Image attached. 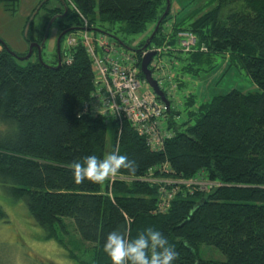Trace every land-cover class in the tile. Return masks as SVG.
<instances>
[{
  "label": "trees",
  "instance_id": "obj_1",
  "mask_svg": "<svg viewBox=\"0 0 264 264\" xmlns=\"http://www.w3.org/2000/svg\"><path fill=\"white\" fill-rule=\"evenodd\" d=\"M62 1L68 7L64 18L76 13ZM70 1L94 27L98 20L120 23V30L129 35L144 33L167 8V0ZM8 2L15 7L19 0H0L10 6ZM49 3L46 0L37 15L43 9L48 20L64 14L60 6L47 9ZM211 3L216 5L173 22L175 31L193 32L208 48L178 55L184 77L212 72L214 57L224 55L258 91L233 90L199 104L190 97L184 101L185 118L182 112L169 114L168 129L174 136L161 151H153L131 123L107 124L106 117L84 111L95 91V78L82 45L73 49L72 64L57 68L58 57L53 66L39 58L32 62L34 54L21 61L0 42V185L14 200L25 202L46 239L57 241L81 264H111L102 250L107 234L119 229L133 239L147 227L162 232L180 253L175 264H264V0ZM170 15L152 43H160ZM64 18L58 17L51 28L57 25L60 34L80 29L81 22L71 28ZM48 23L37 28L31 40L28 32L27 41L41 43ZM113 151L136 162L135 174L121 169V179L114 182L108 178L103 183H74L73 162L89 154L103 158ZM194 179L207 183V189L163 182ZM164 188H176L166 208ZM7 220L0 207V222ZM71 230L90 247L78 246V254L69 250ZM203 245L219 250L225 260L204 259Z\"/></svg>",
  "mask_w": 264,
  "mask_h": 264
},
{
  "label": "built area",
  "instance_id": "obj_2",
  "mask_svg": "<svg viewBox=\"0 0 264 264\" xmlns=\"http://www.w3.org/2000/svg\"><path fill=\"white\" fill-rule=\"evenodd\" d=\"M68 2L81 25L79 30L68 33L61 43L63 63L72 64L73 49L82 45L92 61L95 78V91L92 99L85 104L84 111L106 117L107 124L115 122L122 126L124 121L131 123L153 151H161L165 141L174 136V132L168 129L169 114L184 110L180 89L185 77L178 55L208 52V48L199 43L193 32L175 31L174 23L170 20L163 27L159 44H151L146 50L134 45L127 49L108 35L96 31L90 20L70 0ZM149 53L155 54L149 66L152 78L164 92L169 107L154 92L145 76H141V64ZM118 178L121 179L117 174L112 176L111 182ZM163 182L170 185H200L203 189L208 186L199 179ZM175 190H161L164 208L174 198Z\"/></svg>",
  "mask_w": 264,
  "mask_h": 264
},
{
  "label": "rangeland",
  "instance_id": "obj_3",
  "mask_svg": "<svg viewBox=\"0 0 264 264\" xmlns=\"http://www.w3.org/2000/svg\"><path fill=\"white\" fill-rule=\"evenodd\" d=\"M42 1L19 0L17 4L15 3V7L11 2H8L10 6H6V3L0 4V40L13 53L22 55L29 52L30 45L33 41L29 42L26 39L27 33L29 32L27 30L28 22L33 18L35 11L39 8ZM211 1L170 0L171 21L181 23L191 12L199 8L206 7L208 10L216 5H212ZM58 6L63 8L61 0H50L47 9H53ZM13 9H16V11H13ZM49 20L48 11L46 9L41 10L34 17V22L29 32V39L31 40L36 36L37 28L44 29L47 22L50 23L51 20ZM64 21L71 28H78L80 24L78 15L73 12L64 18ZM156 26L157 23H150L144 33L140 35H129L120 30V23L102 22L98 20L94 29L117 37L129 47L133 45L140 47L146 43ZM55 29L59 31L57 25L49 29L48 37L49 34L51 37ZM154 45L155 42L152 43V46ZM54 52L48 51L47 46L43 49L42 60L45 64L49 66L54 65L55 61H57V52ZM214 58H216V69L212 72L208 74L202 72L197 77L185 76L182 83L183 87L180 89L181 97L184 101L193 97L197 98V104H199L198 101L207 103L211 102L215 97L226 95L233 90H238L245 94L257 93L258 87L244 71L232 67L224 55L215 56ZM37 59L38 55L36 52L31 58V61L35 62ZM183 113L182 117L185 118L186 115ZM111 139H113V130L110 127L108 132L109 143ZM0 207L8 215L6 222H0V264H81L78 260L70 258L69 251L57 241L46 239L43 228L30 214L25 202L14 200L1 185ZM71 234L72 236L68 239L69 250H74L78 254L80 253L77 251L78 246L82 245L84 249L90 247L88 244H83L73 230H71ZM200 251L204 259L225 260V256L214 247L203 245ZM82 259H87V256L85 255Z\"/></svg>",
  "mask_w": 264,
  "mask_h": 264
},
{
  "label": "clouds",
  "instance_id": "obj_4",
  "mask_svg": "<svg viewBox=\"0 0 264 264\" xmlns=\"http://www.w3.org/2000/svg\"><path fill=\"white\" fill-rule=\"evenodd\" d=\"M71 168L76 184L85 181L103 183L121 169L135 174L137 164L113 151L103 158L95 154L84 156L73 162ZM102 250L110 258L111 264H175L180 257L168 238L152 227L143 229L133 239H129L126 232L112 230L104 238Z\"/></svg>",
  "mask_w": 264,
  "mask_h": 264
},
{
  "label": "water",
  "instance_id": "obj_5",
  "mask_svg": "<svg viewBox=\"0 0 264 264\" xmlns=\"http://www.w3.org/2000/svg\"><path fill=\"white\" fill-rule=\"evenodd\" d=\"M46 1V0H45ZM44 1V2H45ZM62 1V0H61ZM43 2V3H44ZM43 3L39 6V8L35 11L34 13V16L33 18H31V20L29 21V24H28V27L30 26V24L32 23V21L34 20V17L37 15L39 9L41 8V6L43 5ZM63 3V8L65 10L64 14L63 15H57L55 16L49 23L48 27H47V31H46V34H45V39L44 41L39 44L37 42H32L31 45H30V48H29V52L26 56H18L16 53H13L12 51L11 54L18 58L19 60L21 61H26V60H29L32 55L34 54V50L36 49L37 50V54H38V58L41 62H43L42 60V51H43V48L44 46L46 45V42L48 40V31L51 27V25L54 23V21L60 17V18H64L67 14H68V7L66 6V4L62 1ZM170 9H171V3H170V0H167V8H166V11L165 13L163 14L162 18L157 22V26L155 28V30L153 31L152 35L149 37V39L146 41L145 45L143 46V50H146L152 43L153 41V38L158 34L159 30H160V27L162 25V22L163 20L168 16L169 12H170ZM28 30V29H27ZM96 30V29H95ZM98 32H101L103 33L102 31L100 30H96ZM70 32L69 30L67 31H64L61 33V35L59 36L58 38V44H57V57H58V65H57V68H60L62 67L63 65V61H62V56H61V42H62V39L63 37L68 33ZM104 34L108 35L109 37H111L112 39L118 41L122 46L125 47L124 43H122V41H120L117 37H114V36H111L107 33L104 32ZM1 44H5L2 40H0ZM126 48V47H125ZM127 49H130V48H127ZM154 53H149L144 59H143V62L141 64V70H142V73L143 75L145 76L146 80L148 81V83L150 84L151 88L154 90V92L161 98V100L166 103V105L169 107V101L167 100L164 92L159 88L158 84L156 83V81L152 78V73H151V70L149 69V66L152 62V59L154 57ZM44 63V62H43Z\"/></svg>",
  "mask_w": 264,
  "mask_h": 264
},
{
  "label": "crops",
  "instance_id": "obj_6",
  "mask_svg": "<svg viewBox=\"0 0 264 264\" xmlns=\"http://www.w3.org/2000/svg\"><path fill=\"white\" fill-rule=\"evenodd\" d=\"M58 38H59V31L57 29L53 30L51 37L49 34L48 41H47L48 51H55L54 53L57 52Z\"/></svg>",
  "mask_w": 264,
  "mask_h": 264
},
{
  "label": "flooded vegetation",
  "instance_id": "obj_7",
  "mask_svg": "<svg viewBox=\"0 0 264 264\" xmlns=\"http://www.w3.org/2000/svg\"><path fill=\"white\" fill-rule=\"evenodd\" d=\"M43 41H44V40H43ZM43 41H42V42H43ZM42 42H41V43H42ZM37 43H38V42H37ZM41 43H39V44H41ZM46 46H47V43H46V45L44 46V48H45ZM44 48H43V49H44ZM35 52H37L36 49L34 50V53H35Z\"/></svg>",
  "mask_w": 264,
  "mask_h": 264
}]
</instances>
